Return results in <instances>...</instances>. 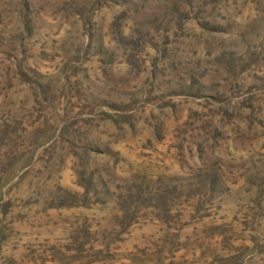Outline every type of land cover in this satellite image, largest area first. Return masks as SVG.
<instances>
[{
    "label": "rangeland",
    "instance_id": "374dc122",
    "mask_svg": "<svg viewBox=\"0 0 264 264\" xmlns=\"http://www.w3.org/2000/svg\"><path fill=\"white\" fill-rule=\"evenodd\" d=\"M0 264H264V0H0Z\"/></svg>",
    "mask_w": 264,
    "mask_h": 264
}]
</instances>
